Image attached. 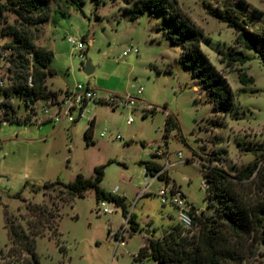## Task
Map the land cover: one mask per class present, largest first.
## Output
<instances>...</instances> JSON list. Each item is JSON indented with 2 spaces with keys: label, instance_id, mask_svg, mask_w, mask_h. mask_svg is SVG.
Here are the masks:
<instances>
[{
  "label": "rangeland",
  "instance_id": "rangeland-1",
  "mask_svg": "<svg viewBox=\"0 0 264 264\" xmlns=\"http://www.w3.org/2000/svg\"><path fill=\"white\" fill-rule=\"evenodd\" d=\"M134 1L100 0L96 5L95 0H85L81 10L51 1L47 21L37 31L30 27L33 43L52 52L50 67L55 74L48 77V88L65 90L87 84L103 98L136 96L139 87L142 93L136 96L134 109L91 103L89 113L72 124L0 123V264H28L29 254L12 243L6 229V218L27 229V203L57 209L59 214L56 230H45L36 238L37 264H156L149 257L137 262L138 250L172 229L181 230L177 210L156 196L164 183L145 176L141 162L174 163L167 169L170 186L180 189L196 215L210 216L215 214L216 202L206 200L207 188H201L204 167L216 166L234 176L256 161L255 173L239 183L238 190L251 201L264 200V61L237 44L236 32L204 6L206 2L230 8L251 30L264 32V0H176L201 29V50L231 91L233 105L228 111L223 101L216 104L211 99L192 68L182 65V47L166 39L161 13L147 11L137 20L130 19L127 8ZM18 24L12 8L4 12L1 27L17 28ZM12 37L0 35V44L11 42ZM68 38L81 39L82 52ZM130 47L136 52L123 56ZM229 51H242L249 60L226 66L223 55ZM86 61L94 67L90 75L83 71ZM6 67L0 61V77H6ZM240 71L254 82L240 84ZM3 98L0 95V101ZM13 102L18 115L24 116L26 109L19 99ZM44 104L34 102L38 121L44 119ZM148 107L152 109L144 117ZM167 115L176 126L164 137ZM92 119L88 140L84 131ZM158 148L164 154L153 157ZM98 166H103L100 187L125 198V213L105 201L113 213L98 214L93 189L81 198L69 199L64 188L54 183L67 184L78 174L91 178ZM46 182L52 184L32 191L31 185L40 187ZM142 191L146 193L138 196ZM129 213L136 232L130 223L124 227ZM251 264H264V244L256 246Z\"/></svg>",
  "mask_w": 264,
  "mask_h": 264
},
{
  "label": "trees",
  "instance_id": "trees-1",
  "mask_svg": "<svg viewBox=\"0 0 264 264\" xmlns=\"http://www.w3.org/2000/svg\"><path fill=\"white\" fill-rule=\"evenodd\" d=\"M56 6L60 3L81 10L85 0H8L0 3V35H12V41L0 44V52H6L4 59L7 63L6 77H0L5 84L0 87V123L16 122L30 123L36 115L34 102L45 101L55 97L58 92L48 89L47 79L55 74L50 67L52 52L38 48L33 40L35 36L30 27L38 30L48 19L50 2ZM96 5L100 0H95ZM208 13L216 20L225 23L236 32L235 42L245 50L254 51L264 61V32L251 30L241 20L238 14L230 8L212 6L204 2ZM17 15L19 27H1L4 12L11 9ZM131 20H137L147 11L159 12L166 22L164 34L172 44L182 47L179 60L184 67H191L199 81L209 92L211 99L217 104L224 102L226 111L233 105L231 91L225 79L210 63L206 54L201 50L200 38L202 31L195 26L182 11L176 0H135L134 6L127 8ZM226 66L232 63L244 65L249 57L242 51H229L223 55ZM240 84L253 83L252 77H247L242 71L238 74ZM19 99L26 109L24 116L18 115V105L13 99ZM20 106V105H19ZM144 117L146 115H143ZM94 120L92 119L84 131V137L91 139ZM176 126L175 120L166 116L164 137ZM147 175H152L161 169L154 161L141 162ZM257 162L241 168L234 176L227 175L216 166L205 168L207 184L206 200L216 202L215 214H194L193 229L196 231H181L172 229L162 239L149 240L142 246L135 259L141 262L151 258L156 264H251L255 257L256 246L264 244V200L251 201L238 190L239 183L249 179L256 170ZM103 179V166L94 168V176L84 177L81 174L74 180L62 184L54 183L64 188V195L72 199L81 198L88 189L94 190L95 200H105L114 203L126 212L125 198L106 192L100 187ZM53 183V184H54ZM27 184V183H26ZM52 183H44L40 187L31 185L33 192L46 189ZM20 193L16 194L19 197ZM207 203V209L211 207ZM30 216L27 229L6 218V229L14 245L20 246L30 256L28 264H37L35 254L36 238L45 230H56L59 220L58 210L47 209L32 203L26 204ZM131 229L137 231V225L130 220ZM183 232L185 233L183 235Z\"/></svg>",
  "mask_w": 264,
  "mask_h": 264
},
{
  "label": "built area",
  "instance_id": "built-area-1",
  "mask_svg": "<svg viewBox=\"0 0 264 264\" xmlns=\"http://www.w3.org/2000/svg\"><path fill=\"white\" fill-rule=\"evenodd\" d=\"M68 43L72 46L76 47L79 52H82L84 48V42L81 39L77 38H68ZM131 51L136 52L132 47L128 48L123 52V56H126ZM6 56V52H0V59H4ZM5 84L4 80L0 78V87H3ZM142 93V88L139 87L136 90V96ZM136 96H120L115 97L112 95H108L107 97H100L99 92L95 89L90 88L87 84H76L71 89H65L64 91L58 92V94L53 97L45 100V104L42 106L41 112L44 115V119L42 121H54L59 123H75L78 120L84 118L86 113H89V105L91 103H105L112 107H126L128 109H134L135 103L138 101ZM35 109V108H34ZM152 108L148 107L144 109L143 114L146 115L147 110H151ZM51 110H53L51 112ZM37 113V110L35 109ZM41 121V122H42ZM37 122V120H36ZM41 122H37V124H41ZM130 122V116L127 120V123ZM100 136H103L101 133ZM154 154L158 157H161L164 152H162L159 148L154 151ZM178 161H182V154L179 152L177 154ZM174 163H170L166 161V163L161 166V169L157 172L150 175L151 180H159L164 183V186L158 190L156 196L160 199V202L163 205L171 204L177 210V221L178 225L183 231H190L193 229V217H194V209L188 204L184 194L180 191V189L175 186H170L169 177L167 175V169ZM145 172V170H144ZM145 176L147 174L145 173ZM201 188L206 190L207 184L205 181L201 182ZM146 191H142L138 196L143 195ZM137 196V197H138ZM97 213H103L111 215L113 210L109 208L105 202V200H101L98 202ZM131 220V214H127L124 227L128 225ZM122 229V233L124 232Z\"/></svg>",
  "mask_w": 264,
  "mask_h": 264
},
{
  "label": "crops",
  "instance_id": "crops-1",
  "mask_svg": "<svg viewBox=\"0 0 264 264\" xmlns=\"http://www.w3.org/2000/svg\"><path fill=\"white\" fill-rule=\"evenodd\" d=\"M85 41H86V40H85ZM36 42H37V41H36ZM36 42H35V45H36L38 48L48 50V49H46V48H44V47L39 46L38 44H36ZM86 43H88V42H86ZM47 80H48V79H47ZM47 86H48V83H47ZM48 89H50V88H48ZM67 89H68V88H67ZM50 90L53 91V92H61V91H64V90H52V89H50ZM36 115H37V113H36ZM36 115L33 117V120H34V121L37 120V119H36V117H37ZM41 121H42V120H41ZM41 121H38V120H37V122H41ZM45 122H49V121H42L41 124H43V123H45ZM153 157H158V156H156L155 154H153ZM157 164H158V163H157ZM159 165H160V164H159Z\"/></svg>",
  "mask_w": 264,
  "mask_h": 264
},
{
  "label": "water",
  "instance_id": "water-1",
  "mask_svg": "<svg viewBox=\"0 0 264 264\" xmlns=\"http://www.w3.org/2000/svg\"><path fill=\"white\" fill-rule=\"evenodd\" d=\"M93 70H94V67L90 65L89 61H86L84 68H83L84 73H86L87 75H90L93 72ZM163 234H165V231L163 232Z\"/></svg>",
  "mask_w": 264,
  "mask_h": 264
}]
</instances>
